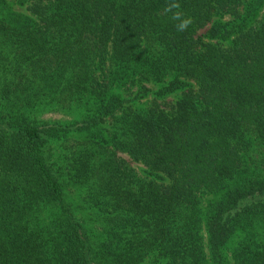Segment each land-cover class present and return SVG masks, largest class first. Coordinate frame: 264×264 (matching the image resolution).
<instances>
[{
  "label": "trees",
  "instance_id": "trees-1",
  "mask_svg": "<svg viewBox=\"0 0 264 264\" xmlns=\"http://www.w3.org/2000/svg\"><path fill=\"white\" fill-rule=\"evenodd\" d=\"M179 2L0 0V264H264V0Z\"/></svg>",
  "mask_w": 264,
  "mask_h": 264
},
{
  "label": "clouds",
  "instance_id": "clouds-1",
  "mask_svg": "<svg viewBox=\"0 0 264 264\" xmlns=\"http://www.w3.org/2000/svg\"><path fill=\"white\" fill-rule=\"evenodd\" d=\"M179 9H180L179 0H170V3L166 8V11L172 13V18L174 20L179 21V23L176 25L177 31L183 32L187 30V28L192 23V21L190 18H185L184 14L181 11H179Z\"/></svg>",
  "mask_w": 264,
  "mask_h": 264
},
{
  "label": "rangeland",
  "instance_id": "rangeland-1",
  "mask_svg": "<svg viewBox=\"0 0 264 264\" xmlns=\"http://www.w3.org/2000/svg\"><path fill=\"white\" fill-rule=\"evenodd\" d=\"M11 1H13V0H11ZM44 117L46 118H56V119H70V118H72L73 116L71 115V114H63V113H61V112H57V113H52V110L51 111H49V112H47L45 115H44ZM124 157L126 158V159H128V161H132V160H130L129 159V157L127 156V155H124ZM133 163V165L139 170V172L141 173V165L140 164H138V163H136V162H132Z\"/></svg>",
  "mask_w": 264,
  "mask_h": 264
}]
</instances>
